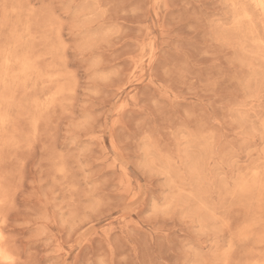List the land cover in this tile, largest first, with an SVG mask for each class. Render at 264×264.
Instances as JSON below:
<instances>
[{
    "label": "rangeland",
    "instance_id": "1",
    "mask_svg": "<svg viewBox=\"0 0 264 264\" xmlns=\"http://www.w3.org/2000/svg\"><path fill=\"white\" fill-rule=\"evenodd\" d=\"M0 234V264H264L259 0H0Z\"/></svg>",
    "mask_w": 264,
    "mask_h": 264
},
{
    "label": "snow or ice",
    "instance_id": "2",
    "mask_svg": "<svg viewBox=\"0 0 264 264\" xmlns=\"http://www.w3.org/2000/svg\"><path fill=\"white\" fill-rule=\"evenodd\" d=\"M261 7H264V0H261ZM3 239V235L0 234V240ZM5 252L3 249H0V256H4ZM8 264H16V261L14 259L9 258Z\"/></svg>",
    "mask_w": 264,
    "mask_h": 264
},
{
    "label": "bare ground",
    "instance_id": "3",
    "mask_svg": "<svg viewBox=\"0 0 264 264\" xmlns=\"http://www.w3.org/2000/svg\"><path fill=\"white\" fill-rule=\"evenodd\" d=\"M259 3L261 4V0H259ZM264 8V7H263ZM262 10V9H261ZM6 261V260H5Z\"/></svg>",
    "mask_w": 264,
    "mask_h": 264
}]
</instances>
